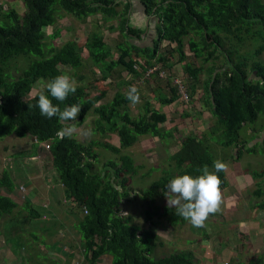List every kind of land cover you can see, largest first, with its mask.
<instances>
[{
    "label": "trees",
    "instance_id": "1",
    "mask_svg": "<svg viewBox=\"0 0 264 264\" xmlns=\"http://www.w3.org/2000/svg\"><path fill=\"white\" fill-rule=\"evenodd\" d=\"M15 1L22 3L23 12L7 9L0 3V140L10 136L31 138L33 147L28 149L31 154L32 150L37 152L38 145L49 143L52 168L56 172L54 181L63 190V214L80 236L85 262L99 264L110 258V264H194L191 251H173L155 258L158 236L150 229L136 226L131 217H124L121 208L124 200L129 202L133 197L154 203L165 195V185L170 179L182 174L201 175L205 167L216 173L223 192L229 186V179L225 168L220 171L213 168V162L218 160V147L237 149L239 161L245 152L257 154L261 145L260 155L264 159V62L261 60L264 56V3L261 0H139L145 16L156 23L152 46L141 48L133 43L123 51L119 46L116 51L120 55L114 60V50L98 33L86 37L87 57H84L75 41H65L60 47L47 45L50 35L46 30L53 29L50 39L56 41L60 37L56 30L59 20L71 17L84 23L93 17H104L119 21V32L127 44L140 42L144 31L129 26L131 0ZM161 44H164V53L157 55ZM174 57L189 79L193 105L201 103V108L194 106L198 119H202L204 110L211 113L212 125L204 135L191 133L177 140L174 136L177 124L170 122V127L166 128L167 117L154 108V103L143 100L141 109H136L123 91L110 97V78L115 79V71L132 77L146 74L152 68L165 73L154 65L170 71L175 66ZM21 59L28 62L18 69L17 62ZM89 62L94 69L87 66ZM136 65L139 68H135ZM65 68L73 70L74 77L82 68L89 70L91 77H76L77 80L85 78L86 84L83 82L81 86L75 82V92L64 101L50 99L61 110L79 104L76 126L79 129L89 115L86 125L92 127L93 139H80V129L71 137L58 136L57 131L63 125L56 117L41 116L36 107L38 93L46 92V83L62 74ZM40 82L43 88L28 98ZM176 91L172 88L169 98L159 96L157 105L161 108L173 105L179 99ZM182 118L191 119V115L184 114ZM249 126L254 130L250 138L259 134L254 145V138L247 137ZM243 129L245 136L241 134ZM112 136L117 137V146L108 140ZM142 136L157 138L165 142L166 147H177L167 156L164 169L150 168L151 172L161 173L146 189L144 185L134 186L141 165L136 164L131 155L122 154ZM99 149L115 157L100 163ZM1 154L0 150V157ZM19 155L25 156L15 153L10 157H21ZM236 156L232 154L233 158ZM145 176H139L142 183ZM254 176L262 181L256 183V209L264 211V168ZM15 187L10 170L0 167V190L13 192ZM28 198L23 208L27 213L21 221L13 222L15 226L25 227L41 221L42 216ZM148 206L150 212H144L147 224L163 220L171 231L188 223L176 214L175 207ZM19 209L15 200L0 193V236L3 219L13 218L15 213H20ZM42 220L45 221L43 217ZM54 225L59 228L58 223ZM46 232H50V228ZM54 234L50 232L49 236ZM71 255L72 261L79 264V254L72 252ZM249 264L257 262L250 259Z\"/></svg>",
    "mask_w": 264,
    "mask_h": 264
},
{
    "label": "rangeland",
    "instance_id": "2",
    "mask_svg": "<svg viewBox=\"0 0 264 264\" xmlns=\"http://www.w3.org/2000/svg\"><path fill=\"white\" fill-rule=\"evenodd\" d=\"M264 3V0H261ZM0 3H4L7 9H17L21 12H23V5L21 2H17L15 0H0ZM95 18V17H94ZM64 20V21H62ZM96 20V19H95ZM87 21L83 22H78L71 17L69 18H64L59 20V22L56 25V30H58L60 37L56 39V41H52L50 37L53 34V29H47L46 33L48 36L47 38V45H52L54 44L55 47H60L64 44L65 41H75L81 52L83 53L82 55L84 57H87L86 50L84 48L85 44V39L86 37H89L90 35L92 36L93 34L99 33L102 37L105 43L107 45L111 46V48L114 50L115 56L117 55V58L119 57L120 54L117 53V47L116 43L119 42L121 43L122 47L119 48L120 51H123V48H126L129 46V44H136L140 46L141 48H147L152 46V41L150 38L144 36L143 39H141L140 42H129L127 44L126 40H123V37L121 36L118 27L112 26L113 24L117 23L119 24V21H109L106 20L104 17H101L100 19H97L96 21H92L91 23H87ZM110 22H114L112 25ZM89 25L90 26V35H86L83 33L78 32L79 26L82 25ZM116 25V24H115ZM58 27V28H57ZM116 34V35H113ZM114 37H113V36ZM90 36V37H91ZM143 36V34H142ZM141 36V38H142ZM164 44H161V46L158 49V54H163L164 53ZM191 56V55H189ZM83 57V58H84ZM261 60L264 62V56L261 57ZM27 60L21 59L17 62V67L18 69H22L26 64ZM143 63V62H140ZM139 63V64H140ZM173 64L175 65L172 70L168 71L164 68H162L160 65H154L159 68H161L165 74H166V79H160L164 81L165 83L169 81V83H172L173 79H177L180 82L183 83L184 89H179V87L174 86V88L178 91H176V94L179 95V99L177 100V105L175 107L168 106L167 111L170 108L171 112L175 111L179 115V117H173L171 119L170 114L171 112L168 113L169 115V120L164 124L166 128H169V123H176L177 124V131L174 133V136L177 140H182L184 137H187L191 133L197 134L199 136L204 135V132L209 129V127L212 125V116L211 113L208 110H204L205 112L202 113V119H198V116L196 114V108L195 107H200L201 108V103L197 102L194 103L191 101V96H190V84L188 78H186V75L183 74L182 66L177 64V57H174L173 59ZM87 66L90 68L94 69L92 64L89 62L87 63ZM139 68V65H136L135 68ZM156 69L155 72L150 74V76L158 74L160 77V69L158 68H152L148 69L146 71V74L149 73V71ZM99 72V71H98ZM174 78H173V73ZM67 73L69 76H71L74 81L76 80V77H74L75 72L73 70L67 72L62 70V74ZM177 73V74H176ZM16 76V72L14 73ZM152 78H147V82H151ZM81 81L82 83L85 82L84 79L76 80L75 82L79 83ZM138 84H136V88L139 93V102L135 104L136 109H141L142 101H150L153 99V97L147 95V91L144 89V86L146 84L145 78L140 77L137 81ZM86 84V82H85ZM44 84L43 82L38 83L37 85L34 86L32 93L28 96V98H32L36 93L38 92L39 89L43 88ZM170 92L171 89L173 88L170 86ZM127 84H122L119 86V89L121 91H128L126 90ZM179 93V94H178ZM160 93H154V95H159ZM172 94V93H171ZM188 95V97H187ZM200 98H202L203 94L201 93ZM155 101H157L155 99ZM156 106V105H155ZM195 106V107H194ZM162 110L164 108H161ZM169 109V110H170ZM134 111V110H132ZM186 114V116L189 114L191 115L190 118H182ZM200 118V117H199ZM176 120V121H175ZM87 121H90L89 115L86 116L85 120L82 122V126H80V131H79V136L80 139L85 138H95L92 133L91 129L92 127L90 125H86ZM183 124V125H182ZM93 125V124H92ZM208 131V130H207ZM254 132L253 127L249 126L246 129V133L248 134L247 137L249 139H253L252 145H254V142L258 140V136H251ZM94 134V133H93ZM242 136H245L244 129L242 131ZM95 135V134H94ZM96 136V135H95ZM110 143L113 145H116L118 143V139L116 136H112L108 138ZM117 146V145H116ZM256 146V145H255ZM261 145H258L257 148V154H248L243 153V156L241 160H237V149H225L223 147H218L217 148V158L219 161H222L225 163V171L226 174L228 175L229 179V186H231L234 181L236 186H242L243 181L242 177L245 180L246 183H253V180L257 184H261L262 181H257V178L254 179V173H258L264 168V159L260 155V150H261ZM33 147L31 138H24V139H19L16 138L15 136H10L7 137L3 140H0V150L2 152L1 157H0V167H5L10 170L12 173V177L15 181L16 187L15 190L17 192V199L18 202L21 204L20 206V213L16 214L12 217H5L3 219V222L1 224V232L3 234H7L9 232L12 235V237L15 236H20L16 237L13 239L12 245L14 247V251L12 253L14 254V257L16 258V261H18V264H53V262L47 263L44 262L43 260H33L31 263L26 260V255L29 254L27 252L26 254V249L32 250V248L35 246L36 252L35 254H44L45 251H49V245L50 242L52 244L53 238L52 236H49L50 232L45 233L42 229H33V226H15L13 224L14 221H21L22 217L26 215V210L23 209L25 208L26 200L29 196V193L35 194V198L37 200H40L42 197L43 199L41 200V205L38 206L37 208L40 210L43 215V219L45 222H48L49 220H59L61 216H64L63 214V203H64V196H63V190L61 186L56 185L55 179H56V172H53L52 168V163H51V157L49 150L45 147L44 144L38 145L37 147L39 148V156L40 158L37 160L35 158H32V154L30 153L29 150H31ZM177 147H166L165 142H161L157 138H153L150 136H142L140 137L139 141L135 143L131 148L123 150L122 154H129L131 157L134 159L135 163L138 165H141V168L139 170L138 176H136L135 180V187H142L144 185V188L146 189L150 182L156 180L159 176L160 173L159 171L156 172V170H152L150 168H154L158 166L161 169H164L166 166V159L169 154H172V152L175 151ZM29 149V150H28ZM33 151V150H32ZM15 153H24L25 156L21 157H10L11 154ZM35 154H38L35 151ZM99 154V162L103 163L107 158L109 157H115V154L106 151L104 149H99L98 150ZM232 154L236 157H232ZM119 156V155H118ZM31 157V158H30ZM225 157V158H224ZM40 162V165L43 164L45 167V173L43 174L44 177L39 178L40 180H36V178L33 180L31 177L37 175L40 173V171H35V167L38 166H33L34 164H37ZM247 169V172H244V170ZM151 172V173H150ZM150 173V174H149ZM146 175L144 178V181L140 180V175ZM149 174V175H147ZM240 177V178H239ZM45 178H47L48 181H45ZM239 178V179H237ZM34 183L39 190V192H35L32 187L30 188L31 184ZM56 185V187H53V185ZM20 186H23L26 188V193L23 194L20 190ZM133 187V185L131 184ZM40 187V188H39ZM257 189V185H254L251 190ZM262 189L264 190V187L262 185ZM3 192V195L8 196V192L5 189L0 190V193ZM14 192V191H13ZM14 195L10 194L13 198L16 196V193H13ZM225 192H221L222 195V201L219 206V210L215 213L209 214V217L205 220L204 224L199 227H195L191 225L189 222L187 223L186 226H182L178 228H174L173 230L170 231V227L168 224L165 223V221L160 220L156 221L153 220L150 224H147L144 222V212H150L149 206L150 205L152 208H168V207H174L172 205H167L166 201V196L163 195L162 197L158 198L155 200L154 203H149V202H141V200H138L137 197L129 198V202H126L124 200L121 211L122 215L124 217H131L132 223H134L136 226H138L141 229H150L152 232H154L158 236V245L156 247V250L154 252V257L159 258L166 256L170 254L173 251H191L192 255L191 258L193 259L194 264H229L231 259L227 258L226 260L222 261L223 257L228 256L229 253H227L226 247H237L238 250L236 251L238 254L236 257H240L239 261L236 264H249L248 260L253 259L254 261L257 262V264H264V211L262 212V218L258 220H254V217L259 214L260 211H258L255 205H257V198L253 199L251 197H247V199L250 200L252 205L249 206L248 208L250 212L247 213V210H245V214L243 215L242 209H244V203H241L237 206V209H229L225 208V205L222 204L223 198H224ZM26 196V198L24 197ZM47 206V207H46ZM231 208V207H230ZM24 212H23V211ZM22 211V212H21ZM54 211L53 218L51 219V212ZM243 215L241 218H239L241 221H246L245 224H247V219L251 217V223L253 226H257V230L259 232H251L248 237L244 238L245 240L247 239H252L251 246L248 245L247 241L244 242L243 238H240L238 235V224L236 226H232V223L227 222L226 224H221V216L224 217H229V218H238L239 215ZM215 218L218 221V226L220 231H215L211 228H208L210 224H215L213 222H210V218ZM260 217V216H258ZM63 218V217H62ZM237 219V220H239ZM226 220V219H225ZM220 221V222H219ZM263 222V223H262ZM69 223V222H68ZM72 225V223H70ZM244 224V228L242 229V232L245 234L247 232L246 227ZM72 229L69 230V233L63 232L59 233L58 235V240L55 245V250L58 252V257L59 258H64L61 254L66 252L68 255L70 254V251L75 252L76 254H79L78 261L79 264H89V262H85V259L82 258L83 252H82V246H79V240L80 236L78 232L71 226ZM41 228V227H39ZM204 230V232H203ZM213 230V231H212ZM9 231V232H8ZM179 231V232H178ZM68 234V235H67ZM70 236V237H69ZM67 237L73 242L71 243V247H66L62 240H66ZM207 237L209 239H207ZM206 241V246L207 249L203 248L205 244L202 243V241ZM61 241V242H60ZM58 242V243H57ZM47 243V244H46ZM242 247L241 244H243L244 248H240L238 245ZM247 246H249L247 248ZM3 249L0 251V264H5L4 262H7V255L10 256L8 257V260L11 259L13 260L12 254L9 253L7 254V247L5 248V245H2ZM5 248V249H4ZM220 250V251H218ZM18 251V252H16ZM224 251V253H222ZM235 251V250H232ZM250 251V253L248 252ZM262 251V254H261ZM20 252V255H19ZM208 252L209 256L206 259L205 253ZM218 254V256H217ZM32 258L36 257L38 258L39 255H30ZM25 257V258H24ZM50 257V256H48ZM68 259V257L66 258ZM56 262V264H60L57 260H52ZM76 262V261H75ZM7 264H14V263H7ZM99 264H110V258H106L105 260L99 262Z\"/></svg>",
    "mask_w": 264,
    "mask_h": 264
},
{
    "label": "crops",
    "instance_id": "3",
    "mask_svg": "<svg viewBox=\"0 0 264 264\" xmlns=\"http://www.w3.org/2000/svg\"><path fill=\"white\" fill-rule=\"evenodd\" d=\"M121 10H122V6H120V8H119V11H121ZM100 18L101 17H95V18L93 17V18L87 19L86 24L87 23H91L92 21H96L97 19H100ZM62 21H64V20H62ZM115 21H117V20H115ZM128 21H129V26L130 27H132L134 29H137L139 31H144L143 36H142L141 39H143V37L146 36V37L150 38L151 40L152 39L154 40V38H155L154 31H155L156 23H155V21L152 18H147L145 16L144 11H143V8H142V5L140 4L139 0H131V6H130V10H129V15H128ZM110 23L112 25L114 22H110ZM86 24L85 25H82V26H79L78 32L83 33V34H86V35H90L91 34L90 26L89 25H86ZM115 24H113L112 26L118 27L119 24L118 25H117V23H115ZM113 35H116V34H113ZM104 43H105V41H104ZM121 45L122 44L119 43V42L116 43V46H118V47L121 46ZM116 59H117V55L114 56V60H116ZM62 70L63 71H67V72L71 71L68 68H65V69H62ZM137 72L139 73L140 72V69H137ZM121 73H122L121 71H115V73H114L115 79L113 80V79L110 78V82H111V86H112L111 93H110V97H113L119 90L121 91V89H119V86L120 85L127 84L126 90L128 91L130 85L136 86V84H138L137 83L138 79L140 77H144V74H141L140 76H137V77H132V76H127L126 73H123L121 75ZM174 74H175V72L172 75L173 78H174ZM83 76H90L91 77L90 71L89 70H85V69L82 68V69H80V70L77 71V76H75V77L81 78ZM156 76L157 75H153V76L149 77V78H152L151 82H147L146 81L147 78L144 77L145 78V82H146V84L144 86V89L147 91L148 97L149 96L153 97V99L149 101L151 103V105H153V103H154V108H156V110H161L162 112H164L165 115H166V117H167V121H168L169 120L168 113L171 112V109H170L171 107L169 108L170 110L168 109L169 112L167 111V107H162V108H164L162 110L161 107L157 105V101H155V99L158 100L159 96H165L166 98L171 97V95H172L171 92H170V88L171 87L167 84V82L165 83L164 81L160 80L161 78L158 79L159 77L157 78ZM96 77H97V75H96ZM186 78H188V77L186 76ZM77 84H81V86H82V82L81 81H79V83H77ZM123 92L124 93H127L126 91H123ZM158 92L160 93L159 95H157V96L154 95V93H158ZM176 105H177V102L173 103L172 107H175ZM171 113H172V114H170L171 119L173 117L174 118L175 117H179V115L177 113H175V111H172ZM33 153H34V150H33ZM37 153L38 154H35V153L32 154L31 157L38 160L40 158V156H39V148L37 150ZM38 165H40V162H38L37 164H34L33 166H38ZM35 171H40V173L37 174V175H35V176H33V177H31V178L33 180L36 178V180L38 181V180H40L39 178L44 177L43 174L45 173L46 170H45V167L42 164L39 167H35L34 172ZM53 172H55V171H53ZM239 178H237V179H239ZM45 181H48L47 178H45ZM242 181H243V185L242 186H239V185L236 186L235 181H234V183L231 186H228L227 189L224 190V192H225L224 198H223L224 199L223 200L224 203H222V204H224L225 205V208H228V210L229 209H232V208L238 210L237 209V206L239 204H241V203H244V209H242L243 210L242 213L244 215L245 214V210H247V213L251 211V210L249 211V209H245V208H248L249 207V206H247L248 204L250 206L252 205V203L250 202L249 199H247V197H251L252 199H253V197L254 198L257 197L256 196V192H255L256 189L251 190L252 187L254 185H257V184L255 183L254 180H253V183H246L245 184V180H244L243 177H242ZM262 185L264 187V183ZM31 187H32V189L35 192H37V193L39 192V190L37 189V187H36V185L34 183L31 184L30 188ZM53 187H56V185L54 184ZM7 192H8L7 195L9 197H11L13 200H15V202L20 207L21 204L18 202L16 190H14V192H9V191H7ZM1 193H3V192H1ZM13 193H16V196H14L15 198H13L10 195V194L14 195ZM34 196H35V194L29 193V198L28 199L32 203L33 208L36 209L37 212L40 213V215L43 217L42 214H44V213H41L40 210L37 208L38 206L41 205V200L43 198L40 197L41 199L40 200H37V198H35ZM262 197H264V195H262ZM255 206H257V205H255ZM234 209H232V210H234ZM262 212L263 211H260L259 214L254 217V220L256 219V220L259 221V219L262 218ZM53 214H54V211L51 212V219L53 218ZM243 215L242 214L239 215V217L237 219L241 218ZM258 216H260V217H258ZM42 217H41V221H39L38 223H35L34 222L31 225V226H33V229H35V230L36 229H42L45 233H47L46 232V229L47 228H50V231L51 232L54 231L56 234H54L55 236H52L54 238H53L52 244L50 242V245H49V249L50 250L49 251H45L44 254H40V253L35 254V252H36L35 246L32 248V250L26 249V254H27V252H29L30 255H33V254H34V256L35 255H39L38 258H36V257L32 258L31 256H29V254H27L26 255V260H28L29 263H31L33 260H36V261L43 260L44 262H47V263L54 262L52 260H57L60 264H75L76 262L74 263L72 261L74 258L71 255L73 251H70V254L69 255L66 252H64L63 254H61L64 258L61 259V258L58 257V252L54 249L55 248V245H56V244L54 245V243H56V241L58 240L59 233H62V230H63V232L69 233V230L72 229V227H71L72 225H70L68 223V221L66 220V217L65 216H61V218L59 220H57V218H56V220H49L48 222L43 221L42 220ZM210 219H211L210 222H213L215 224H210V226L208 228H211L212 227L213 230L220 231L219 226L217 225L218 224V222H217L218 220L215 219V218H212V217ZM220 219L222 220L221 221V224H226V221L232 223V226H236L238 224V235H239L240 238H243L244 239V238L248 237L251 232H254V233L255 232H259L257 230V226H253L252 225V223H251L252 222L251 221L252 218L251 217H249V219H247V224H245L246 221H241L240 219L237 220L235 217L234 218L225 217V219H226L225 220L224 217L221 216ZM55 223H58L59 224V228L54 225ZM244 224H245V227H246V230H247V232L245 234L242 232V229L244 228ZM263 225H264V223H263ZM39 227H41V228H39ZM203 232H204V230H203ZM10 233H13V231L12 232H9L7 234H3L1 232V236H0V251L3 249L2 245H5V248L7 247V254L10 251V253L13 256V260H11V259L8 260V257H10V256L7 255V260H6L7 262H4V263L7 264L9 262V263L18 264V261H16V258L14 257V254L12 253V251H14V247L12 245V242H13V239L14 238L19 237V236L12 237V235ZM69 237H67L66 240H62L63 244L66 247H71L72 246L71 243H73L69 239ZM207 239H209V238L207 237ZM246 241H247L248 245L251 246L252 239H250V238L247 239V240L244 239V242H246ZM79 242H80V240H79ZM202 243L205 244L202 247L205 248V249H207L206 241L203 240ZM241 245H242V247L240 246V244L238 246L240 248H244L243 247V244H241ZM79 246H81L80 243H79ZM249 246H247V248ZM226 250H227V253H229V254H228V256L223 257L222 258V261L223 260H226L227 258H229V259H231V261L229 262V264H236L239 261V259H240V257H236L237 254H238L236 252L238 250V248L237 247H232V249H231L230 247H226ZM232 250H235V251H232ZM218 251H220V250H218ZM16 252H18V251H16ZM248 252L250 253V251H248ZM222 253H224V251H222ZM261 254H262V251H261ZM19 255H20V252H19ZM48 256H50V257H48ZM205 256H206L205 258L207 259L208 256H209V253L206 252L205 253ZM217 256H218V254H217ZM67 257H68V259H66ZM75 258H76V255H75ZM248 263H249V260H248Z\"/></svg>",
    "mask_w": 264,
    "mask_h": 264
},
{
    "label": "clouds",
    "instance_id": "4",
    "mask_svg": "<svg viewBox=\"0 0 264 264\" xmlns=\"http://www.w3.org/2000/svg\"><path fill=\"white\" fill-rule=\"evenodd\" d=\"M163 72H160V74ZM166 79V74L163 73ZM145 78L151 77L146 76ZM259 79V78H257ZM169 86L184 89V85L177 79H173ZM75 81L67 73L57 75L49 80L46 85V92L40 91L36 100V107L39 109L41 116L56 119L63 125L57 131L60 137H71L76 134L79 129L76 126V117L80 112V105L73 104L66 106L62 110L57 104L52 102L64 101L66 97L75 92ZM132 104L139 102V93L134 85L129 86L126 97ZM226 167L225 163L216 160L213 162V168L220 171ZM220 179L215 172H209L205 167L201 175L191 176L189 174L178 175L170 179L165 185V196L167 205L175 207L176 214L188 221L195 227L202 226L209 216L219 210L222 201Z\"/></svg>",
    "mask_w": 264,
    "mask_h": 264
},
{
    "label": "built area",
    "instance_id": "5",
    "mask_svg": "<svg viewBox=\"0 0 264 264\" xmlns=\"http://www.w3.org/2000/svg\"><path fill=\"white\" fill-rule=\"evenodd\" d=\"M155 71H156V69L149 71V73L146 74V76H149L150 74H152V73L155 72ZM160 76H161V77H164V76H163V73H161ZM187 97H188V95H187ZM36 142H37V141H36ZM43 144L45 145V147H46L47 149L50 148L49 143H43ZM20 190H21V192H22L23 194L26 193V188H25V187L20 186ZM24 197L26 198V196H24ZM46 207H47V206H46Z\"/></svg>",
    "mask_w": 264,
    "mask_h": 264
}]
</instances>
